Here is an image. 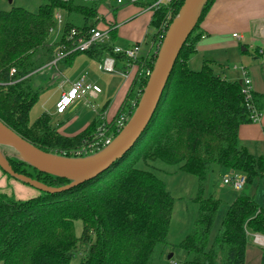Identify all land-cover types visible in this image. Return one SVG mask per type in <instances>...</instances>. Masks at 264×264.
<instances>
[{"label": "trees", "instance_id": "16d2710c", "mask_svg": "<svg viewBox=\"0 0 264 264\" xmlns=\"http://www.w3.org/2000/svg\"><path fill=\"white\" fill-rule=\"evenodd\" d=\"M106 1L44 0L37 11L23 7L0 10V120L46 153L75 157V151L98 140L100 128L107 129V135L113 133L114 138L121 132L139 106L159 48L185 0H172L154 11L148 38L151 50L136 60L114 52L113 24L108 25L109 41L95 42L86 51L74 50L79 38H88L105 20L100 17V8ZM156 1L134 3L151 7ZM214 2L208 0L202 7L153 117L121 158L93 179L61 192L40 190L38 195L23 199L0 190V264H74L77 251L82 254L79 264H162L168 246L185 251L181 264H245L251 233L264 235V208L249 193L257 178L264 177V155L256 156L241 145L239 129L253 122L252 105L259 113L264 110V93L253 91L251 105L241 82L216 73L208 62L199 70L189 66L203 36L201 23ZM57 12L63 15L58 35L54 33ZM73 29L76 35L70 38ZM59 51L67 53L61 59L65 66H71L81 54L97 62L112 55L117 66L124 63V68L138 65L133 84L111 121L97 115L73 136L62 134L47 113L31 121V110L42 90L34 87L33 77ZM12 68H16L14 75ZM122 116L127 120L119 128ZM2 154L16 173L47 186L61 188L73 182L42 172L17 155ZM157 160L179 165L181 171L199 181L194 197L197 218L178 246L168 242L174 198L161 178L138 166L142 161ZM0 170L7 178H15L1 165ZM231 170L244 173L247 183L229 205L211 241L223 202L213 193L206 195L208 178L211 172L223 178ZM76 221L83 223L80 235Z\"/></svg>", "mask_w": 264, "mask_h": 264}, {"label": "crops", "instance_id": "0c3cea01", "mask_svg": "<svg viewBox=\"0 0 264 264\" xmlns=\"http://www.w3.org/2000/svg\"><path fill=\"white\" fill-rule=\"evenodd\" d=\"M13 2L14 0H11V3ZM115 8L118 9L114 11ZM153 13L154 11L134 2L119 5L111 1L110 5L104 4L100 8V16L105 20L100 23L99 28H107L109 24L115 26V46L126 47L134 43H142L140 57H143L148 55L151 50L150 44L148 45V52L143 51L151 31L150 23ZM200 28L203 36L197 43V52L191 57L189 66L200 58V65L203 66L205 62L210 63L215 72L228 80L243 83L244 78L249 77L252 81L253 91L264 93V0H215ZM235 33L238 34V37L234 36ZM251 51L260 56L252 57ZM87 58L89 61L87 60L86 65H89L88 68H90L92 65L90 61L95 60L90 59L88 56ZM102 61L95 62L101 65ZM236 64H240V67L244 68L246 73L244 74L241 69H234ZM138 69L139 67L136 64L126 68H124V63H119L117 66V60L116 71L106 72L102 69L106 74L116 73L123 80L118 85L114 97L105 98L104 113L103 110L100 114L98 113V115L104 114L106 121H111L118 112L133 84ZM92 72L91 70L86 74L87 81L100 86L93 77ZM103 93L102 88V92L97 97L87 95L85 99L77 100L74 104L87 105L86 101L89 102V99L96 102ZM92 120L83 123L80 129L74 133H66L67 123L59 126V131L64 135L73 136L87 128ZM71 122H74V120L70 119L69 123ZM239 141L250 153L256 156L264 155V110L257 122L243 124L240 127ZM2 177L0 176V180ZM214 190L215 193L213 194L220 198L223 203H226L227 206L239 195V192H229L227 196H224V190L221 191L217 187ZM249 193L264 208V177L257 178L255 184L249 189ZM263 248L253 242L251 238L246 250L245 264H261ZM182 252L184 253L183 257H185V251L182 250Z\"/></svg>", "mask_w": 264, "mask_h": 264}, {"label": "rangeland", "instance_id": "374dc122", "mask_svg": "<svg viewBox=\"0 0 264 264\" xmlns=\"http://www.w3.org/2000/svg\"><path fill=\"white\" fill-rule=\"evenodd\" d=\"M44 2V0H14L11 3L9 0H0V10H9L12 7H23L30 11H37L39 6ZM111 0L105 2L106 5H110ZM144 7V6H142ZM152 7V6H151ZM151 7H144L149 10ZM101 17V16H100ZM153 29L149 32V37L151 38ZM150 39L147 40V44L144 45V52H148V45ZM252 57L260 56L254 51H251ZM89 61L85 54H82L76 58L72 66H65L63 63H59L56 68L50 69L47 64L44 65L40 71H38L33 77V85L35 88H42L39 94V100L32 108L30 113L31 121H35L43 113H47L51 117V123L55 127L63 126L66 123V133H74L83 125V123L89 122L94 119L98 113L100 114L104 107V100L107 97H114V94L118 88V85L122 83V78L114 74H106L102 71L101 65H98L95 61H90L92 65L86 63ZM197 64H194V63ZM195 62L191 63L192 69L199 70L202 65H200V58ZM235 66L240 67V64ZM93 71L92 75L98 81L100 86L103 88L104 93L100 95V98L95 102V100L89 99V105L77 103L72 105L64 115L56 114V100L60 94V82L61 78L68 77L70 80H75L81 75H86L88 71ZM60 71V72H59ZM217 73V72H216ZM235 81V80H233ZM95 108V109H94ZM104 113V112H103ZM100 118L105 120V115H101ZM70 119L74 122L69 123ZM114 138L113 133L109 134ZM0 151L7 154L8 156H13L17 154V151L9 146L0 145ZM138 166L142 169L153 171L159 178H161L167 190L174 198L173 213L170 223L168 242L170 245L178 246L184 237L193 229V225L198 214V205L194 201V197L198 192L199 181L195 175L185 173L179 169V165H172L165 163L162 160H157L156 162H140ZM0 176H3V181L0 180V190L6 191L8 193H13L19 198H29L40 193V190L34 186L27 185L17 178H7L3 175L0 170ZM217 178V179H216ZM217 180V181H216ZM217 182V184H215ZM219 190H224V196H227L229 192H239L236 191L232 186L223 183L222 177L217 175L216 172H211L208 178L206 195L215 193V187ZM229 205L226 203L221 205L218 217L215 222V226L211 233V241L215 237L218 229L221 225L222 219L228 210ZM75 229L77 235H80L83 230V223L81 221L75 222ZM174 253V257L168 259L169 255ZM183 252L179 247L172 248L168 246L165 248L162 255V264H171V260L180 261L183 260ZM82 258L80 251L75 253L73 258L74 264H79ZM181 262V261H180Z\"/></svg>", "mask_w": 264, "mask_h": 264}, {"label": "water", "instance_id": "95a60500", "mask_svg": "<svg viewBox=\"0 0 264 264\" xmlns=\"http://www.w3.org/2000/svg\"><path fill=\"white\" fill-rule=\"evenodd\" d=\"M207 1H184L159 48L154 70L138 108L121 132L99 152L85 157H64L46 153L23 139L0 120V145L15 149L17 156L40 171L72 179V183L65 187L53 188L29 176L16 173L6 162L1 151L0 165L18 180L50 193L61 192L106 171L135 144L153 117L181 49L192 33L200 11ZM172 257L173 253L168 259Z\"/></svg>", "mask_w": 264, "mask_h": 264}, {"label": "built area", "instance_id": "2783aa9c", "mask_svg": "<svg viewBox=\"0 0 264 264\" xmlns=\"http://www.w3.org/2000/svg\"><path fill=\"white\" fill-rule=\"evenodd\" d=\"M116 2L119 5L125 4V0H111ZM135 0H132L134 2ZM172 0H157L151 9H158L162 6H167L171 3ZM57 19V29L54 33L58 35L62 25H63V15L61 12L56 13ZM76 35V31L73 29L70 34V38H73ZM234 36L238 37V34H234ZM110 40V32L109 28H94L90 31V36L88 38L81 37L78 39L74 50L86 51L88 50L93 43L95 42H107ZM115 53H122L131 59H138L141 56L142 52V43H134L126 47L115 46ZM67 53L59 51L55 54L54 58L47 64V67L50 69L56 68L58 64L61 62V59L66 57ZM102 69L106 72H114L116 71V58L112 55L106 56L102 61ZM234 69L243 70L244 74L246 73L244 68L235 66ZM41 70V69H40ZM16 73V68L11 69V75ZM60 90L61 94L56 102V113L57 114H65L67 110L80 99H85L87 95H92L93 97H97L101 92V86L97 84H93L87 81L86 75H81L75 80H70L68 77H62L60 82ZM242 92L245 95L246 100L250 103L252 100V81L249 77H245L242 83ZM87 105H89V102ZM252 105V104H251ZM252 120L253 122H257L261 113L257 111V109L252 105ZM127 120L125 116H122L119 121V128L124 127V123ZM104 127L100 128L97 133L98 140L94 143L89 144L88 146H84L81 149H78L73 153L75 157H85L93 154L97 150H100L101 146L104 148L108 146L112 141L113 137L108 136ZM223 183L229 186H232L236 191H241L244 189L247 183V177L244 173L231 170L226 172L223 175ZM252 241L258 244L259 246L264 247V235L261 233H251ZM171 264H181L180 261L171 260Z\"/></svg>", "mask_w": 264, "mask_h": 264}]
</instances>
